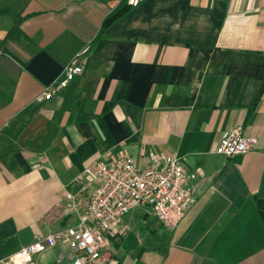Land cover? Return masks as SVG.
<instances>
[{
  "label": "crops",
  "instance_id": "crops-1",
  "mask_svg": "<svg viewBox=\"0 0 264 264\" xmlns=\"http://www.w3.org/2000/svg\"><path fill=\"white\" fill-rule=\"evenodd\" d=\"M118 3L0 0V262L74 226L95 161L129 155L179 158L196 201L170 233L132 209L94 264H264V0H143L96 39ZM16 19L23 37L6 39ZM85 45L82 72L44 100ZM237 125L254 148L215 153Z\"/></svg>",
  "mask_w": 264,
  "mask_h": 264
},
{
  "label": "built area",
  "instance_id": "built-area-1",
  "mask_svg": "<svg viewBox=\"0 0 264 264\" xmlns=\"http://www.w3.org/2000/svg\"><path fill=\"white\" fill-rule=\"evenodd\" d=\"M141 1L126 0V3L135 7ZM88 50L89 45H85L75 53L54 90L45 89L44 100L52 99L55 91L66 87L82 72L80 60ZM255 144L256 138L246 135L242 126L237 125L221 135L215 153L230 158L247 153ZM93 170L94 188L77 223L57 233L33 235L30 243L0 264H35L37 254L58 244L68 247L71 264H94L106 248L114 225L132 209L148 207L163 229L170 233L196 201V175L188 172L177 157L162 158L139 169L131 156L122 155L111 161H95Z\"/></svg>",
  "mask_w": 264,
  "mask_h": 264
},
{
  "label": "trees",
  "instance_id": "trees-1",
  "mask_svg": "<svg viewBox=\"0 0 264 264\" xmlns=\"http://www.w3.org/2000/svg\"><path fill=\"white\" fill-rule=\"evenodd\" d=\"M131 7L127 5L126 0H119L118 5L116 8H114L112 11H110L108 14H106L101 22L100 30L98 34L96 35V39L100 38L104 35L105 29L115 22L117 19H119L122 15H124ZM1 13V9H0ZM20 20V19H19ZM18 19H16L14 25L11 27V29L8 31L6 39H15L18 37H23L19 27H18ZM95 41V39L93 40Z\"/></svg>",
  "mask_w": 264,
  "mask_h": 264
}]
</instances>
